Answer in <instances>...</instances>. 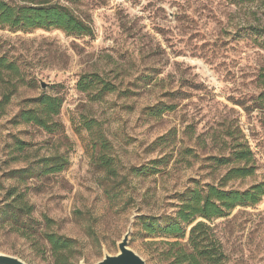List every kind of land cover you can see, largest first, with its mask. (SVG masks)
<instances>
[{
	"label": "rangeland",
	"instance_id": "374dc122",
	"mask_svg": "<svg viewBox=\"0 0 264 264\" xmlns=\"http://www.w3.org/2000/svg\"><path fill=\"white\" fill-rule=\"evenodd\" d=\"M54 2L75 9L93 35L0 27V57L25 77L0 113V184L18 187L33 207L15 221L16 212L3 213L11 200L0 190V253L54 264L48 232L77 242L73 263L96 264L119 252L132 226L131 248L147 264H164L163 243L173 239L146 237L141 217L173 215L185 190L218 185L240 166L218 164L238 144L251 149L256 173L226 188L264 182V0ZM91 75L117 92L100 101L96 91L81 92L79 81ZM8 88L0 83V100ZM42 94L64 101L53 134L13 122L26 99ZM159 106L174 110L153 115ZM86 121L97 124L88 131ZM17 140L28 145L20 156ZM55 156L65 169L45 174L38 163ZM154 160L163 161L156 174H141ZM212 227L227 264H264V198Z\"/></svg>",
	"mask_w": 264,
	"mask_h": 264
},
{
	"label": "trees",
	"instance_id": "16d2710c",
	"mask_svg": "<svg viewBox=\"0 0 264 264\" xmlns=\"http://www.w3.org/2000/svg\"><path fill=\"white\" fill-rule=\"evenodd\" d=\"M17 1V3H9L0 0V27L22 31L56 28L66 34L77 36H92L94 33L92 25L81 18L70 6L56 4L55 0ZM90 78H82L78 83V88L83 93L96 91L98 101L115 94L118 90L116 85L104 81L99 75H91ZM14 80H17L16 84ZM1 82L10 86L8 91L1 95L0 113H4L11 103L12 95L18 87L17 84H25V77L20 67L4 56L0 57ZM260 83L264 89V75H261ZM260 99H264V92ZM63 103L61 97L48 94L26 99L13 122L15 125H34L53 134L60 126L56 118L61 113ZM173 110L174 107L159 106L151 111L153 115L159 116ZM95 124H97L96 121H86L84 126L91 131L96 126ZM27 146L25 142L17 140L13 152L20 156ZM162 162L151 161L149 166L152 167L146 166L139 171L141 174L155 175L158 171L157 166ZM231 162L240 164V166L230 168L218 185L209 184L185 190L179 196V204L173 215L139 219L141 230L146 237L173 239V241L163 243L165 248L160 253V257L164 264H227V255L214 232L213 223L227 217L237 207H253L264 198V182L255 184L244 191L226 188L232 181L245 180L255 175L256 162L251 149L247 145L238 144L229 158L218 160L219 165H227ZM105 164L109 168L112 166V163L108 161ZM38 165L42 166L45 174H56L65 169L67 161L63 157L55 156L42 159ZM28 172L30 170L21 169L16 171V174L25 175ZM0 190L5 191V202L11 200V203L6 204L3 209L6 216L9 215L10 210L8 209L16 212L15 221H19L21 215L30 216L32 214L33 207L23 200L24 195L18 193V187L11 186L6 189L0 184ZM44 240L48 244L54 264H77L71 261L77 246L76 241L48 232L44 233Z\"/></svg>",
	"mask_w": 264,
	"mask_h": 264
},
{
	"label": "water",
	"instance_id": "95a60500",
	"mask_svg": "<svg viewBox=\"0 0 264 264\" xmlns=\"http://www.w3.org/2000/svg\"><path fill=\"white\" fill-rule=\"evenodd\" d=\"M43 88H46L42 85ZM132 226L118 245L119 252L116 255L105 254L104 258L96 264H147V262L135 252L131 246ZM0 264H27L17 256L0 253Z\"/></svg>",
	"mask_w": 264,
	"mask_h": 264
}]
</instances>
